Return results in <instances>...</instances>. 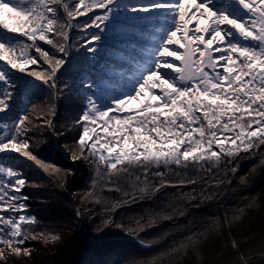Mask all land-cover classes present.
<instances>
[{"label": "snow or ice", "instance_id": "obj_1", "mask_svg": "<svg viewBox=\"0 0 264 264\" xmlns=\"http://www.w3.org/2000/svg\"><path fill=\"white\" fill-rule=\"evenodd\" d=\"M58 6L67 21L58 18ZM93 12L80 26L79 47L90 55L100 52L104 35L143 36L141 22H162L138 60L127 68L111 67L106 92L98 87L94 69L59 83L70 55L66 29ZM0 28L12 37L0 40L5 66L0 67V114L10 110L16 94L10 71L41 80L54 97L79 91L83 109L77 124L82 131L67 147L73 161L86 160L98 170L104 166L109 177L104 190L124 198L111 209L167 188L195 186L198 179L207 183L202 173L213 176L210 187H219L224 181L213 170L227 176L237 171L234 161L241 153L264 152V0H74L71 6L67 0H0ZM133 101L140 107L129 108ZM34 107L30 104L10 123L0 122V154H22L62 180L69 170L45 163L31 151L28 134L51 126V121L39 125L30 118ZM190 167L197 175L189 174ZM26 183L21 172L0 165V261L5 264L9 255L31 254L23 247L29 238L60 239L22 227L37 223L24 214ZM91 197L99 202L95 191L85 198ZM157 219L172 215L162 209L148 223Z\"/></svg>", "mask_w": 264, "mask_h": 264}, {"label": "trees", "instance_id": "obj_2", "mask_svg": "<svg viewBox=\"0 0 264 264\" xmlns=\"http://www.w3.org/2000/svg\"><path fill=\"white\" fill-rule=\"evenodd\" d=\"M67 2L71 6L74 0ZM58 11L60 21H67L59 6ZM93 15L95 12L73 20L72 27L66 29L70 37V55L68 63L62 69L59 83H63L68 77L78 79L82 73L92 72L94 69L98 87L106 92L108 85L112 83V78L107 75L111 67L115 65L117 68H127L130 66L129 62L138 60L141 49L149 44V37L162 22H141L143 36L104 35L100 52L90 55L79 47L83 36L80 26L87 23ZM93 31L97 30L89 29V32ZM4 39L11 41L12 37L5 36V30L0 28V40ZM37 43L49 53L56 54L50 45L39 41ZM32 54L38 55L34 50ZM0 67L5 66L0 63ZM33 67L40 71L39 67ZM9 76L17 86L16 94L10 110L0 114V122L10 123L30 104L35 105L34 109H29L30 118L39 125L51 121V126L36 127L28 134L31 151L45 163L69 170L61 162L55 146L58 143L68 150L67 146L72 145L81 134L82 129L77 124L83 109L80 92H65L54 97L52 89L31 75L10 71ZM52 105L55 107L50 111ZM139 107L136 101L129 105L133 109ZM262 158L264 152L241 153L234 161L237 167L235 173L229 172L225 176L223 170H213L216 179L224 181L219 187H210L213 176L202 173L207 177V183L198 179L195 186L167 188L155 197L121 203L115 209H111L112 203L124 198L119 193L104 190L109 177L105 174L103 165L98 170L96 165L84 160L87 175L74 193L77 204L65 193L66 177L58 181L55 176L49 175L22 154H0V165L21 172L27 181L21 195L28 199L21 202L26 204L24 214L35 217L37 223L22 227L33 232L58 236L69 233L71 236L72 246L64 256L55 247L45 246L44 242L29 238L23 245L24 248L33 252L41 247L45 251L38 264H196L190 252L193 247L198 249L202 264H227L225 262L235 255L230 250L223 251V246L230 240L244 239L252 234L257 236L255 241L264 238ZM188 172L190 175H197L191 167ZM172 179L177 177L172 176ZM229 180L231 183H228ZM92 191L99 195V202L95 197L85 198ZM181 192L196 198H182ZM137 195H140L138 189ZM162 209L172 215V219H157L155 224H149L150 218ZM42 239L48 245L59 241L53 243ZM9 258L15 264H26L16 256L9 255Z\"/></svg>", "mask_w": 264, "mask_h": 264}, {"label": "rangeland", "instance_id": "obj_3", "mask_svg": "<svg viewBox=\"0 0 264 264\" xmlns=\"http://www.w3.org/2000/svg\"><path fill=\"white\" fill-rule=\"evenodd\" d=\"M186 3H187V0H186ZM203 22H204L203 20L200 21L201 25H203ZM55 148H57V151L63 152L62 151V148L63 147H56L55 146ZM58 154H59V152H58ZM59 156H60V154H59ZM60 160H61V156H60ZM70 161L73 164V160L71 158H70ZM81 161H82L81 164L85 165L84 160H81ZM61 162H62V160H61ZM67 167H69V166H67ZM85 168H86V165H85ZM69 171L72 174V167H69ZM71 174H69V175L66 176L64 190H65V193L70 197V199L72 200V202H74L75 204H77V200H76V198L74 196V193L76 192V190L78 188L75 191H73V192L69 191V188L74 185L73 182L71 184H69V180L71 178ZM86 175H87V168H86ZM85 178H86V176H85ZM85 178L81 182H79V185L85 180ZM79 185H78V187H79ZM77 217L79 218V215ZM255 238H257L256 234H252V235H250L247 238H244V239L239 238V239L230 240L227 244H225L223 246V251L230 250V251H232V252L235 253V255L232 258H230V260L226 261L225 263H227V264H239V259L241 257H243L244 259L246 258V261L247 262H253V261H255L257 259V256L256 255H252L251 252L253 250H256L259 247H261L262 243H264V238L263 237L260 238L257 241L254 240ZM77 239H78V237H77ZM37 240L44 242L45 246H53V247H55L58 251H61L62 252V255H63V253H64L65 250L61 249L60 246L64 242V240L65 241L67 240L68 244H70L72 246V244H71L72 240H71V236H70L69 233L62 234L60 236L59 241L57 243L51 244V245H48L42 238H38ZM240 240H246V241L245 242H242L241 244H239L238 247H236V248L232 247V245L230 244L231 241L239 242ZM248 241H250V243H247ZM71 246H70V248H71ZM70 248H69V250H70ZM193 248H196V247H193ZM193 248H191L190 252H191L192 257L195 260V263L196 264H202L201 255L199 254L198 249L196 248V251H192ZM35 253H38L39 254V258L37 260H34V258H33V255ZM260 253H264V248L262 249V251ZM44 254H45V251L41 247H38L33 252H31V254L29 256H20V257H18V259L20 261L26 263V264H38ZM0 264H5V262L0 261ZM7 264H15L9 258V256H8V259H7Z\"/></svg>", "mask_w": 264, "mask_h": 264}, {"label": "water", "instance_id": "obj_4", "mask_svg": "<svg viewBox=\"0 0 264 264\" xmlns=\"http://www.w3.org/2000/svg\"><path fill=\"white\" fill-rule=\"evenodd\" d=\"M56 147H60V145L57 143V144H56ZM62 151H63V152L58 151L59 154H60V156H61V160H62V162H63L65 165H67V166H69V167H72V162L70 161L71 153H70L67 149H65V148H62ZM76 161H80V162H82L81 160H76ZM85 176H86V168H85V165L82 164V172H81L80 176H79V177L73 182L74 185H73L72 187L69 188V191H71V192L75 191V190L78 188L79 182H81V181L85 178ZM245 241H246V240H240L239 243H240V242L242 243V242H245ZM233 242L236 243V241H231L230 244L232 245ZM70 246H71V245L68 244V242H66V248H65V251H64L63 255H65V254L68 252ZM192 251H196V248H193ZM241 259H242V257H241ZM251 264H264V256L261 257V258H259V259H257V260H255V261H254L253 263H251Z\"/></svg>", "mask_w": 264, "mask_h": 264}, {"label": "bare ground", "instance_id": "obj_5", "mask_svg": "<svg viewBox=\"0 0 264 264\" xmlns=\"http://www.w3.org/2000/svg\"><path fill=\"white\" fill-rule=\"evenodd\" d=\"M81 172H82V164H81V162L80 161H73V164H72V174H71V178L69 180V184H71L72 182H74L80 176ZM66 242H67V240L66 241L64 240V242L61 244V246H60L61 249L65 250V248H66ZM236 244L239 245V244H241V242L240 243L239 242H236ZM234 248H236V247H234ZM263 248H264V243H262L261 247H259L258 249L253 250L251 252V254L260 253ZM33 258H34V260H37L39 258V254L38 253H35L33 255ZM242 259L244 260L243 257H242ZM242 259L241 258L239 259V263L242 262Z\"/></svg>", "mask_w": 264, "mask_h": 264}, {"label": "built area", "instance_id": "obj_6", "mask_svg": "<svg viewBox=\"0 0 264 264\" xmlns=\"http://www.w3.org/2000/svg\"><path fill=\"white\" fill-rule=\"evenodd\" d=\"M252 255H256L257 256V259H259V258H261V257H263L264 256V253H256V254H252ZM256 259V260H257ZM254 262V261H253ZM253 262H247L246 261V258L243 260L242 259V262H240L239 264H251V263H253Z\"/></svg>", "mask_w": 264, "mask_h": 264}]
</instances>
